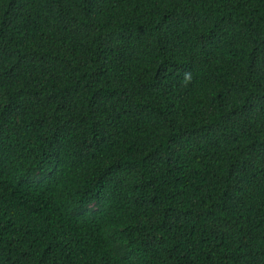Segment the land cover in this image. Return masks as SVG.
<instances>
[{
    "label": "trees",
    "instance_id": "16d2710c",
    "mask_svg": "<svg viewBox=\"0 0 264 264\" xmlns=\"http://www.w3.org/2000/svg\"><path fill=\"white\" fill-rule=\"evenodd\" d=\"M0 264H264V0H0Z\"/></svg>",
    "mask_w": 264,
    "mask_h": 264
}]
</instances>
